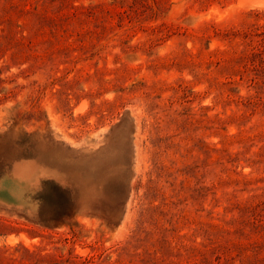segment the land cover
<instances>
[{"label": "rangeland", "instance_id": "obj_1", "mask_svg": "<svg viewBox=\"0 0 264 264\" xmlns=\"http://www.w3.org/2000/svg\"><path fill=\"white\" fill-rule=\"evenodd\" d=\"M0 264H264V0H0Z\"/></svg>", "mask_w": 264, "mask_h": 264}, {"label": "trees", "instance_id": "obj_2", "mask_svg": "<svg viewBox=\"0 0 264 264\" xmlns=\"http://www.w3.org/2000/svg\"><path fill=\"white\" fill-rule=\"evenodd\" d=\"M252 250H253V254H254V255H258V254L261 252L262 247H260V246H258V245H254V246L252 247ZM257 257H258V256H257Z\"/></svg>", "mask_w": 264, "mask_h": 264}]
</instances>
